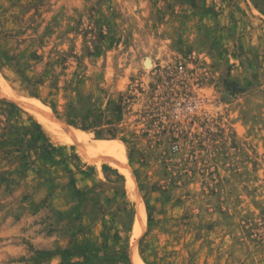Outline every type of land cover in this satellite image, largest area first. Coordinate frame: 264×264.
Returning <instances> with one entry per match:
<instances>
[{
    "label": "rangeland",
    "instance_id": "obj_1",
    "mask_svg": "<svg viewBox=\"0 0 264 264\" xmlns=\"http://www.w3.org/2000/svg\"><path fill=\"white\" fill-rule=\"evenodd\" d=\"M134 244L264 264V0H0V264Z\"/></svg>",
    "mask_w": 264,
    "mask_h": 264
},
{
    "label": "bare ground",
    "instance_id": "obj_2",
    "mask_svg": "<svg viewBox=\"0 0 264 264\" xmlns=\"http://www.w3.org/2000/svg\"><path fill=\"white\" fill-rule=\"evenodd\" d=\"M45 122V121H44ZM56 122V121H55ZM61 122V121H60ZM51 123V122H50ZM49 123V124H50ZM67 127V126H66ZM58 128V127H55V129ZM68 129L65 130L64 127L62 128L64 133H65V136L70 139V142L71 140H74L76 141V143L78 142L81 147L84 149V150H88V149H93L94 147H92V145L90 146L88 143V136H86L87 134H83V133H80L78 130H76L74 127H67ZM61 129V128H60ZM61 129V131H62ZM57 131V130H56ZM62 131V132H63ZM55 132V130H54ZM61 133V132H60ZM58 134V133H57ZM62 135V134H61ZM64 137V136H63ZM90 138V137H89ZM62 140V139H61ZM107 141V140H106ZM104 141V142H106ZM93 142V141H92ZM95 142V140H94ZM93 142V143H94ZM116 143V142H115ZM91 144V142H90ZM117 144V143H116ZM117 146V145H116ZM124 146V145H123ZM96 147V146H95ZM122 147V145H121ZM123 149V148H122ZM94 151L97 150L98 152L100 151H103L105 152L107 155H111L114 153H118V148L114 146H112L111 144L109 143H100L98 144V148H95L93 149ZM93 151V153H94ZM85 152V151H84ZM90 152V151H89ZM124 152V151H123ZM92 153V154H93ZM91 154V153H90ZM98 154V153H97ZM105 154V155H106ZM121 154V153H120ZM106 155V156H107ZM119 156V154H118ZM109 157V156H108ZM112 158V157H111ZM121 158V157H119ZM125 158V157H124ZM114 160V159H113ZM122 160V159H121ZM117 162V161H116ZM122 162V161H121ZM112 163V162H111ZM118 164V163H117ZM116 164V165H117ZM120 167V166H119ZM122 170L124 171V173L128 176V178L130 179V183L131 184H134V177L132 175V172L128 169L127 165L125 164L123 166L122 164ZM145 207L143 204L139 203L138 205V234L141 232L143 226H144V223L146 222V212H145ZM131 252H132V261L134 264H142V260L138 254V250H137V246L136 244L132 245L131 247Z\"/></svg>",
    "mask_w": 264,
    "mask_h": 264
}]
</instances>
